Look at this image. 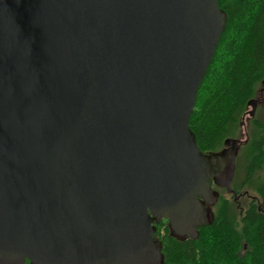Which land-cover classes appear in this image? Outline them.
Here are the masks:
<instances>
[{
  "label": "water",
  "instance_id": "water-1",
  "mask_svg": "<svg viewBox=\"0 0 264 264\" xmlns=\"http://www.w3.org/2000/svg\"><path fill=\"white\" fill-rule=\"evenodd\" d=\"M226 20L217 0H0V264H162L154 221L210 222L247 140L204 153L188 124Z\"/></svg>",
  "mask_w": 264,
  "mask_h": 264
},
{
  "label": "trees",
  "instance_id": "trees-1",
  "mask_svg": "<svg viewBox=\"0 0 264 264\" xmlns=\"http://www.w3.org/2000/svg\"><path fill=\"white\" fill-rule=\"evenodd\" d=\"M217 4L227 20L188 121L204 153L218 152L226 139L239 136L247 103L257 97L264 80V0H217ZM212 187L218 199L210 222L198 228L195 238L173 235L166 217L153 222L162 264H264V117L251 118L229 190ZM244 196L250 199L241 207L239 199ZM244 244L247 248L242 251Z\"/></svg>",
  "mask_w": 264,
  "mask_h": 264
},
{
  "label": "rangeland",
  "instance_id": "rangeland-1",
  "mask_svg": "<svg viewBox=\"0 0 264 264\" xmlns=\"http://www.w3.org/2000/svg\"><path fill=\"white\" fill-rule=\"evenodd\" d=\"M263 88H264V84L259 87L258 92H257V97L259 96V91ZM256 108L257 109H255V113L252 117H250L248 113V111L250 110V107L247 108V112L243 115L241 119L243 123L240 124L239 136L234 139L244 140L246 136L248 137V134L250 133V129H251V118L256 117V116L260 118L264 117V102H259ZM250 194H252V192H250ZM249 199H250L249 196L248 197L244 196L241 199H239L240 206L245 207Z\"/></svg>",
  "mask_w": 264,
  "mask_h": 264
},
{
  "label": "flooded vegetation",
  "instance_id": "flooded-vegetation-1",
  "mask_svg": "<svg viewBox=\"0 0 264 264\" xmlns=\"http://www.w3.org/2000/svg\"><path fill=\"white\" fill-rule=\"evenodd\" d=\"M211 212H212V207H211ZM182 238H184V237H182ZM189 238V237H188ZM246 248H247V245L246 244H244L243 245V249H242V251H245L246 250Z\"/></svg>",
  "mask_w": 264,
  "mask_h": 264
}]
</instances>
